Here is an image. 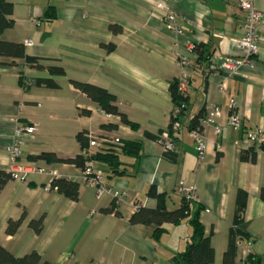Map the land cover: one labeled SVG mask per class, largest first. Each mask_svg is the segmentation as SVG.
<instances>
[{
  "label": "crops",
  "instance_id": "0c3cea01",
  "mask_svg": "<svg viewBox=\"0 0 264 264\" xmlns=\"http://www.w3.org/2000/svg\"><path fill=\"white\" fill-rule=\"evenodd\" d=\"M3 1L11 4L8 17L13 24L1 31L0 40L22 44L26 55L40 59V67L24 58L0 56V170L8 172L15 165L8 145L16 129L34 124L35 132L21 139L16 164L47 171L29 173L24 180L10 178L0 188V245L15 257L36 251L41 262L55 264H174V256L190 241L189 219L161 224L163 232L155 239L156 225L132 223L130 217L138 205L156 206L148 193L151 187L164 195L168 210L179 207L182 182L194 188L196 204L202 206L199 220L213 248L210 264H225L238 190L247 195V261L264 264V146L246 137L248 131H264V0H253L261 13L255 62L231 76L214 73L209 66L244 54L237 42L244 18L237 0H164L182 36L167 27L163 9L156 8L159 0ZM111 25L121 30L113 32ZM189 44L210 53V64H197L199 54ZM180 55L189 59L192 76L187 110L174 133L176 155L170 158L154 136L170 123V85L179 74ZM50 67H61L64 74L52 73ZM71 80L105 89L115 97L110 104L129 123L105 111ZM222 83L226 89L220 88ZM231 97L240 114L239 128L228 123ZM210 102L220 109L221 131L206 129L205 152L198 158L189 134L191 121ZM81 131L98 138L117 137L124 144L140 143L137 155L111 142L101 145V151L118 148L123 174L113 175L108 164L93 161L111 191L122 193L119 203L111 193L99 194L88 185L81 167L39 157L45 152L60 158L81 155ZM250 148L254 159L242 160L241 153ZM55 177L78 183L76 200L51 188ZM113 204L111 212L104 211ZM18 219L16 230L8 233V220ZM39 219L35 230L29 222ZM243 262V251L237 247L233 264Z\"/></svg>",
  "mask_w": 264,
  "mask_h": 264
},
{
  "label": "trees",
  "instance_id": "16d2710c",
  "mask_svg": "<svg viewBox=\"0 0 264 264\" xmlns=\"http://www.w3.org/2000/svg\"><path fill=\"white\" fill-rule=\"evenodd\" d=\"M11 4L0 0V33L4 28L10 27L13 24V20L8 16L11 14ZM53 15V14H52ZM110 29L113 32L120 31L121 28L117 25H111ZM199 45H195L194 49L198 52L199 57L197 59V64H201L203 61H208L210 64V53H204L203 48H199ZM107 49H111V45L107 46ZM0 56H8L13 58H24L25 61L35 67H40V59L38 57H33L26 55L24 53V47L22 44L6 42L0 40ZM50 71L55 74H64V70L61 67H50ZM42 82L46 84L54 85L55 83L50 79H42ZM72 84L87 94L91 99L100 103L103 109L109 113L119 114L121 119L127 123L126 116L123 113H119L112 104V101L115 100V97L109 94L105 89L75 80H71ZM170 94L173 100V104H180L182 101L186 102V98H183L179 95L177 91L176 80L170 85ZM82 113H87L86 110H82ZM201 114L195 116L192 119L191 129L196 127L198 124V119ZM176 136L175 134L173 135ZM156 139L158 134L154 136ZM77 139L81 143L83 149L88 147V133L86 131H81L77 134ZM117 146V145H116ZM101 147V146H100ZM100 147L92 150L90 157H84L82 154L75 156L73 158H60L57 157L54 153L45 152L39 155V157L46 158L49 161L53 162H63V163H74L75 165L84 168L85 162L87 160H98L102 161L110 167L113 175L123 174L124 170H119L121 162L118 157L116 149L120 148L122 152L137 155L140 148V143L138 141L128 142L122 146H111L110 149H105L104 151L100 150ZM167 156L170 158L175 157V152H167ZM242 160H253L254 151L250 148L248 151L242 152L240 155ZM10 179V174L7 171L0 170V188L4 183ZM51 188L56 189L58 192L64 194L72 200H76L78 197V183L72 180L66 179L64 177H55L51 182ZM149 195L154 197L157 201V204L154 208L144 207L138 205L135 208L134 213L130 217V222L132 223H141L144 225H156L154 229L153 236L155 239L163 232L160 228L161 224L165 222H170L173 224L178 223L179 221L188 218L189 224L191 226V235L190 241L187 244L185 250L181 253H178L173 258L174 264H210L213 259V248L210 245L209 237L204 235L203 225L199 220V213L202 210V206L196 204V202L186 201L182 198V202L179 207L168 210L164 204V195L157 192L155 187H151L148 191ZM246 192L243 190H238L236 197V211L234 219L231 225L229 240L227 249L223 256V261L225 264H233L235 251H236V240L238 238L244 239L245 233L244 229L246 223L244 221L243 212L246 202ZM114 208V204L109 208L105 209V212H111ZM21 219L18 220H8L6 231L8 233H13ZM41 220H32L29 222V225L35 229L39 230ZM245 240V239H244ZM0 264H55L48 261H42L41 257L36 251L27 253L21 257L13 256L9 251L0 245Z\"/></svg>",
  "mask_w": 264,
  "mask_h": 264
},
{
  "label": "built area",
  "instance_id": "2783aa9c",
  "mask_svg": "<svg viewBox=\"0 0 264 264\" xmlns=\"http://www.w3.org/2000/svg\"><path fill=\"white\" fill-rule=\"evenodd\" d=\"M165 1L159 0L156 3V8L163 9L164 18L167 27L171 29L176 35L182 36L183 30L177 22L175 15L172 10L166 11ZM237 4L240 9L244 12V18L242 21L243 33L241 37L237 40L239 47L244 51L242 56H226L223 57L220 63L211 62L209 69L214 73L224 72L227 76L234 75L238 72L239 68L245 64H252L255 62L256 48L259 43V22L261 21V13L255 8L253 0H237ZM28 43L29 41H25ZM191 48L194 45L189 44ZM179 74L176 78L177 91L179 95L183 98L186 97L187 90L190 83V78L192 76L191 63L185 55H180L178 57ZM221 89H226L224 84H220ZM229 108V118L228 123L234 128H239L241 123L240 114L237 111V105L235 98L231 97L228 103ZM187 110V103L182 101L180 104H173L171 111V119L167 128L161 130L158 133L157 141L163 147V151L175 152L176 143L173 136L174 133L180 130L181 122L180 116H182ZM220 109L214 103H208L204 109V113L199 117L198 124L196 127L189 131L190 136L195 142V149L198 158H202L205 147V133L208 127H212L214 133L218 134L221 131V125L218 123V116ZM36 130L34 124L22 126L15 131V140L8 145V152L11 161L15 164L12 169L8 172L11 179L24 180L29 173L37 172L42 173L47 171L43 167L36 166L34 164H16L20 157L19 144L21 139L26 136L32 135ZM246 137L251 142L262 144L264 146V131H248L246 132ZM104 142H111L117 146H122L124 143L117 137L112 139L98 138L95 135L88 134V147L83 149L82 155L84 157H90L92 150L99 148ZM85 174L86 182L88 185L95 188L97 193L108 192L111 193L114 202L117 204L122 199V193L119 191H111L105 182L104 176L101 171H99L92 160H87L85 162L84 168H82ZM178 192L186 201L196 202V193L193 187L187 186L182 182L178 185ZM236 247L241 248L243 251V264H249L247 259L250 253L249 243L242 238L236 240ZM96 264V263H90Z\"/></svg>",
  "mask_w": 264,
  "mask_h": 264
}]
</instances>
